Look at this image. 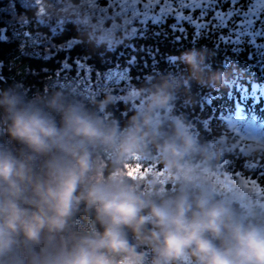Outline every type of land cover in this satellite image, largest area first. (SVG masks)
Segmentation results:
<instances>
[{
  "label": "clouds",
  "instance_id": "9594fccd",
  "mask_svg": "<svg viewBox=\"0 0 264 264\" xmlns=\"http://www.w3.org/2000/svg\"><path fill=\"white\" fill-rule=\"evenodd\" d=\"M42 22L73 23L113 51L134 34L99 0H41ZM190 48L178 72L147 76L117 95L53 81L29 95L0 88V264H264V193L224 167L264 163V123L246 139L202 134L177 105L193 85L231 89L240 73L214 69ZM124 103L122 121L112 109ZM227 129V125L224 126ZM135 175H130V172Z\"/></svg>",
  "mask_w": 264,
  "mask_h": 264
},
{
  "label": "trees",
  "instance_id": "16d2710c",
  "mask_svg": "<svg viewBox=\"0 0 264 264\" xmlns=\"http://www.w3.org/2000/svg\"><path fill=\"white\" fill-rule=\"evenodd\" d=\"M146 2L141 0L137 9L143 12ZM240 3L247 11L248 0H240ZM99 4L105 6L101 10L109 13L118 9L110 7V0H99ZM222 6L225 12L232 7L226 3ZM40 7L41 0H0V88L18 84L32 95L43 92L53 81H83L92 91L110 84L112 90L122 96L147 76L181 71L182 66L173 63L172 57L193 47L206 48L211 53L209 62L214 69L240 73L238 84L216 92L193 85L192 92L198 102L189 107L181 102L176 111L184 113L202 134L226 139L231 131L234 139L239 137L238 146H242L246 137L240 127L235 126L237 121L255 119L264 123V47L261 46L264 36L257 37L256 44L251 43L249 37H244L239 44L219 40L221 33L226 35L234 30L243 17L234 15L225 29H201L197 33L196 23H208L212 13L201 21L200 9H184L183 15L193 18L190 22L178 20L174 12L162 14L161 6L157 5L150 11V17H160L157 23L151 18L141 23L143 16L133 19L129 28L135 27L136 34L124 45L106 51L83 41L71 22H42L34 15V10ZM173 7H178L175 0ZM260 16L264 19V6ZM179 27L184 28L183 33ZM112 112L122 121L129 115L124 103L115 105ZM229 160L233 161V169L228 175L241 180L242 177L255 179L264 188L261 176L264 170L246 169L248 162L236 155Z\"/></svg>",
  "mask_w": 264,
  "mask_h": 264
},
{
  "label": "snow or ice",
  "instance_id": "6c2138e0",
  "mask_svg": "<svg viewBox=\"0 0 264 264\" xmlns=\"http://www.w3.org/2000/svg\"><path fill=\"white\" fill-rule=\"evenodd\" d=\"M141 0H110V7H118V11H114L113 14L122 16L125 18L126 23L131 25L133 19L143 16L141 23H145L149 18H151L153 23H157L160 19L157 15H151L150 11L154 9L157 5H160V11L162 14L174 12L178 20H188L192 22L191 16L183 15L184 9H191L195 11L200 9L199 19L203 21L205 17L212 13L208 23H196V32L200 33L201 29L208 30H222L228 27V21L235 15L243 17L242 22L235 27L234 30H229L225 35L221 33L219 35V40L225 44H239L244 37L251 38V43L256 44L257 37L264 36V19H261L260 11L261 7L264 6V0H248L247 11L244 10L245 5L240 3V0H175L178 7H173V0H147L144 3V11L141 12L137 9L136 5L139 4ZM231 4L232 7L229 8L227 12L223 10L222 4ZM239 4V8L237 5ZM101 11H107L106 9ZM130 13V15H129ZM259 26V27H258ZM257 29V30H254ZM181 33L184 32L183 27H179ZM131 32L136 34L137 29L135 27L131 28ZM235 37V39H233ZM264 47V45H261ZM123 77H121L122 79ZM242 127H245L249 133L253 132L251 125L247 121L239 122ZM234 147H240L242 151V146L235 145ZM224 167L233 169V161H225ZM247 167L264 170V163H250ZM130 175H135V172H130ZM261 176L264 177V171H261ZM242 183L255 190L258 193H264V188H261L255 179L248 180L242 177Z\"/></svg>",
  "mask_w": 264,
  "mask_h": 264
},
{
  "label": "rangeland",
  "instance_id": "374dc122",
  "mask_svg": "<svg viewBox=\"0 0 264 264\" xmlns=\"http://www.w3.org/2000/svg\"><path fill=\"white\" fill-rule=\"evenodd\" d=\"M41 8V10H42V7H40ZM119 9H117V11H118ZM141 12H142V10H140ZM129 15H130V13H129ZM238 180H240L241 182H242V180L241 179H238ZM250 188H251V186H249ZM255 191V190H254ZM258 193V192H257ZM259 194V193H258Z\"/></svg>",
  "mask_w": 264,
  "mask_h": 264
}]
</instances>
